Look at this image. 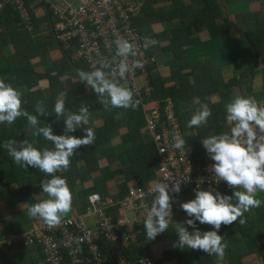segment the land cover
I'll use <instances>...</instances> for the list:
<instances>
[{
    "label": "trees",
    "instance_id": "trees-1",
    "mask_svg": "<svg viewBox=\"0 0 264 264\" xmlns=\"http://www.w3.org/2000/svg\"><path fill=\"white\" fill-rule=\"evenodd\" d=\"M191 2L192 0H153L144 9L138 26L142 28L158 24L172 26L171 31L161 33L157 35V38L162 41V38L167 37L168 45L162 49L165 52H173L179 61V66L163 78L156 74L158 64L154 56L155 63L150 66L151 83L155 90L154 97L161 99L163 104L166 103L167 98L173 100L175 115L184 131L187 143L190 148L198 152L201 149L205 151L201 143L204 138L230 131L225 106L235 96H242L245 89L235 77L228 81L215 80L213 66L209 60L203 61L195 67L186 60V49L199 42L198 37L204 32L202 28L206 25L203 22L205 20L201 23L199 17L191 18L189 12V3ZM161 6H169L170 10H158ZM40 21L34 16L33 26H41ZM175 22H178V27H175ZM194 25H196V30H194ZM195 31L196 33H194ZM195 34L197 37H194ZM49 40L51 41L50 50L46 45H43L47 43V40L40 43L34 40L30 31L23 27L19 16H16L13 11L8 10L7 13L0 14V79L11 83L21 93L22 109L29 114L38 115L35 106L38 101H43L49 114L38 117L41 120L40 126L51 124L55 135H62L65 131L63 118L57 120L56 114L52 112L60 92L66 93L64 100L67 110L78 113L82 105L89 109L88 125L78 128L71 135L82 138L85 135L83 127H91L95 133V140L90 146L79 148L70 157L71 163L68 170L57 173V175L66 178L73 195L71 211L63 216V220L72 213L84 210L89 195L94 192L99 193L102 197L110 198L112 194L125 195L131 186H146L154 182L158 154L154 143L145 142L141 137V131L146 128V121L140 104L136 109L112 108L105 110L99 102L100 98L82 81L71 77L57 79L51 77V75L65 70L67 65L56 44L51 38ZM60 43L63 45L62 42ZM53 52L60 53L62 59L59 57L61 61L55 60L53 66L50 67L47 56ZM34 62H41L44 71H37L33 67ZM76 64L82 70H87L83 64L77 62ZM43 80L49 81V87L46 90H42L41 81ZM69 82L71 85L67 84ZM261 94L264 95V88ZM201 104H207L211 109V116L201 126L189 128L187 123ZM188 106L190 107L187 109ZM95 110H99L102 114L95 115L93 113ZM34 131L35 129L23 116L17 118L12 125H8L6 122L0 124V241L9 233L22 234L26 232L27 227H33L35 223L26 225L23 221L27 206L48 198L46 194L42 193L41 180L51 177L36 168L29 166L24 169L16 165L7 150L3 148V143L6 140L18 142L28 140L38 149L53 146L52 142L46 140L42 135L34 136ZM119 135L123 137V144L131 143L132 145L127 150L121 147L120 154L118 151L121 148L114 146L115 138ZM96 146L101 147L102 152L97 153L94 149ZM82 164H85L86 168H82ZM81 184L91 185L92 192L88 193L86 186H84L85 189L79 190L78 187ZM234 190L242 189L219 192L231 196ZM36 194H39L38 199H35ZM182 196H186L190 200L195 198L193 194ZM256 198L262 201V205L258 207L259 209L256 208L258 210L254 213H244L242 218L245 223L243 225H240L237 220L231 225H222L219 230V234L224 236L223 242L227 244L223 256L226 264H245L246 259L256 256L261 258V261L256 264H264V196ZM235 202V198H233V203ZM21 207H25L26 211ZM109 212H112V209H109ZM189 218L191 217H188L184 212L175 218V222H183ZM38 220L42 222V220ZM204 225L196 221V227L201 231L214 230L211 225L202 228ZM189 231L191 232L193 229H189ZM167 237L172 247L178 240L175 227L168 229L165 235L156 237L155 240L149 241L143 235L141 248L149 249ZM94 243L106 260L103 264L115 263L113 260H107L112 258L111 244L106 242L104 236L95 237ZM15 246L37 251L36 255L45 264V253L42 251L41 244L24 246L23 242L19 241L13 247ZM173 248L179 252V248L174 246ZM82 250L81 254L83 255L80 258L83 261L80 264H96L86 245ZM194 251L200 264L222 263L219 256H209L201 250ZM0 253H2V249H0ZM65 253L67 252L63 251L62 254L63 259L66 260L64 264H70L71 256ZM134 253H137V249ZM180 260L179 264L187 261L186 258Z\"/></svg>",
    "mask_w": 264,
    "mask_h": 264
},
{
    "label": "clouds",
    "instance_id": "clouds-1",
    "mask_svg": "<svg viewBox=\"0 0 264 264\" xmlns=\"http://www.w3.org/2000/svg\"><path fill=\"white\" fill-rule=\"evenodd\" d=\"M161 7L158 10H161ZM35 14H32V18ZM42 15V18H38L39 21L44 20L40 21L42 25L33 26V31H30L31 35L38 28L43 27H47L48 35H51L49 28V25H52L51 20L46 15ZM138 27L142 29L143 33L144 28ZM52 32L54 33L53 25ZM114 43L116 56L122 58L116 68H112L111 61L103 58L98 62L99 67L94 66L93 71L77 70V76L100 98L99 102L105 110L112 108L136 109L140 101L133 99L134 93L129 89L127 83H120L111 78L115 77L117 72L120 79L125 78L126 73L130 70L127 57L136 54L135 45L122 37H117ZM155 43L156 41L150 37L144 38L146 49ZM76 66L78 65L76 64ZM110 68L111 72L105 71ZM65 96V92L59 93L52 111L56 114L57 120L63 118L65 125L64 134L55 135L51 124L40 126L41 120L38 117L49 114L44 107V102L38 101L35 106L38 115L29 114L22 109L21 93L11 83L0 79V124L6 122L8 125H12L17 118L23 116L35 129L34 136L42 135L53 145L51 148L38 149L28 140L19 142L6 140L3 143V148L7 150L16 165L24 169L29 166L36 168L51 177L41 180L42 193L46 194L48 198L27 206L30 218L42 220V222L37 220L35 226L45 224L49 227L58 226L61 224L63 216L71 211L72 192L66 178L57 175V173L68 170L71 163L70 157L79 148L90 146L95 140V133L91 127H83L85 135L82 138L71 135L78 128L88 125L90 113L88 107L83 105L79 108L78 113L67 110ZM225 107L227 122L231 126L230 131L210 135L201 140V143L207 155L214 161L209 170L213 173L215 181L217 183L223 181L229 188L242 190H234L229 196L212 188L204 190L198 187L195 190L194 199L180 203V208L191 218L183 222H175L178 240L173 244L174 247L180 249L186 247L192 250H201L209 256L216 255L221 258L227 248V244L223 242L224 236L218 234L221 226L231 225L237 220L240 225H243L245 223L242 218L244 213L261 206L262 201L257 199L256 195L258 192H264V104L259 103L255 97L237 95ZM209 116H211V109L207 104H201L191 116L187 126L189 128L199 127L207 122ZM184 145L183 138L174 135L173 147L186 153ZM168 181H155L151 188L155 197L144 220V229L149 241L155 240L157 235L166 232L172 221L173 194H179L181 183L172 180L174 182L170 185ZM233 198H235V203H233ZM196 221H199L200 224L211 225L214 230L201 231L196 227ZM185 225L191 227L193 231L190 232L189 227ZM26 232L29 231L26 230ZM141 264L144 262L141 261Z\"/></svg>",
    "mask_w": 264,
    "mask_h": 264
},
{
    "label": "built area",
    "instance_id": "built-area-1",
    "mask_svg": "<svg viewBox=\"0 0 264 264\" xmlns=\"http://www.w3.org/2000/svg\"><path fill=\"white\" fill-rule=\"evenodd\" d=\"M152 0H0V14L8 10L19 16L25 29L33 31L32 14L44 10L51 21L54 34L73 63L83 64L87 71L99 67V61L107 58L112 68L121 61L116 56L117 37H122L135 45V55L127 57L129 71L122 80L117 72L114 78L120 83H127L134 93V99L140 106L146 121L149 136L158 154L156 180L171 185L180 181L181 191L173 194L172 221L168 229L175 227V218L179 215L176 206L177 196L193 194L199 187L218 191L232 190L226 182L217 183L209 170L214 163L206 150L195 152L189 147L184 131L176 118L174 103L167 98L163 104L154 97V88L150 76V66L155 63L151 47H144L142 29L138 20ZM55 22V23H54ZM61 44V43H60ZM80 64V65H81ZM139 65V66H137ZM79 66V65H78ZM80 67V66H79ZM110 69L105 71L111 72ZM143 82L139 83L138 80ZM259 90L258 102L264 104V95ZM231 127V126H230ZM174 135L185 141V151L173 147ZM154 181V182H155ZM153 182L146 186H131L125 195L112 194L110 198L92 193L84 210L72 213L64 218L60 225L49 227L41 225L27 233L29 244H41L45 253V264H64L63 251L71 258L70 264H80V258L86 245L93 257V262L103 264L104 258L95 245V237L104 236L111 244L113 264H156L150 248H141V237L146 236L144 220L151 207L155 193L151 191ZM112 209V212H109ZM167 233L157 235L160 237ZM24 235V234H23ZM22 235V236H23ZM19 238V239H18ZM16 233L4 236L8 248L21 241ZM137 249V253L134 252ZM67 253H65L67 255ZM92 263V262H88ZM94 264V263H93Z\"/></svg>",
    "mask_w": 264,
    "mask_h": 264
},
{
    "label": "crops",
    "instance_id": "crops-1",
    "mask_svg": "<svg viewBox=\"0 0 264 264\" xmlns=\"http://www.w3.org/2000/svg\"><path fill=\"white\" fill-rule=\"evenodd\" d=\"M204 2H206L205 5H203ZM162 8L163 11L170 10L169 6L161 7V10ZM189 12L191 18L199 17L201 23L205 20L203 22L206 24L202 28L204 32L198 37L199 42L188 47L185 51L186 60L191 66L195 67L201 62L209 60L213 66L215 80L228 81L235 77L241 85H244L245 80L254 79L258 74L264 84V0H192L189 3ZM177 23L175 22V27H178ZM158 25L168 26L164 32L172 30L170 24ZM150 28H144L143 33L145 31L148 37L156 41L150 47L155 50L154 56L158 64L156 74L164 78L178 68L179 61L175 58L173 52H165L162 49L168 45L167 37L162 38V41H160L157 36H149ZM194 30H196V25H194ZM194 37H197V35L195 34ZM165 53L167 58L163 56ZM138 82L142 83L143 80L139 79ZM263 88L264 85L260 89L263 90ZM93 113L98 116L102 114L99 110H95ZM115 140L119 141V138L116 136ZM188 200L190 199L186 196L176 198L179 214L184 213L180 208V203ZM258 209L252 208L248 212L254 213ZM33 219L36 224L38 218ZM23 221L26 225L33 224L29 219L28 223L24 219ZM205 226L209 225L205 224L202 228ZM29 229L27 227V230ZM189 229L192 230L191 227ZM164 240H166V243H164ZM170 240L173 241L174 239ZM168 241L169 238L167 237L156 245L159 248L157 253H161L159 257L156 252L152 251L153 247L150 248V253L156 260V264L173 260H177L179 264L182 258L187 259L182 264H200L194 250L179 248L178 252L171 245L164 247V244H167ZM14 245L8 247L7 250L6 248H0L2 249L0 264H43L41 258L36 255L37 251L25 250L17 246L13 247ZM182 251H184L183 254H181ZM221 261L220 264H226L224 257L221 258ZM260 261L261 258L256 256L246 259L245 264H256Z\"/></svg>",
    "mask_w": 264,
    "mask_h": 264
},
{
    "label": "rangeland",
    "instance_id": "rangeland-1",
    "mask_svg": "<svg viewBox=\"0 0 264 264\" xmlns=\"http://www.w3.org/2000/svg\"><path fill=\"white\" fill-rule=\"evenodd\" d=\"M162 11H163V8H162ZM42 14H45V12H44V10H40V13L39 12H37L36 14H35V16L37 17V18H42L43 17V15ZM55 23V22H54ZM167 28H168V26L167 25H157V26H153V27H151L150 28V35L149 36H153V37H156L157 35V33H161V32H164L165 30H167ZM47 30V32H45ZM49 29L47 28V27H43V28H38L33 34H32V37L34 38V40H37V41H39V43L40 42H42V41H46L47 40V43L46 44H43V45H46L47 47H48V49L50 50V48H51V41L49 40L50 38H51V35H48V33H49V31H48ZM45 33H47L46 35H44ZM144 34H145V36H147L148 37V35L146 34V32L144 31ZM52 40H53V38H51ZM53 42H54V40H53ZM55 43V42H54ZM153 52L155 53V50H153ZM164 56V58H167V56H166V53L163 55ZM62 59V56H61V54L60 53H55V52H53V53H50V54H48V56H47V58H48V65L50 66V67H52L53 66V63H54V61L56 60V61H61L60 60V58ZM35 64L33 65V67L37 70V71H40V72H43L44 71V69L42 68V64H41V62H34ZM67 84H69V85H71V83L69 82V83H67ZM263 83H262V81H261V79H260V76L257 74L256 76H255V78L254 79H251V80H249V81H246L245 80V82H244V85H243V87H244V89H245V92L244 93H242V96H244V97H248V96H252V97H255L256 99H257V101H258V99L260 98V94H259V90H260V88H262L263 87ZM41 86H42V90H46V89H48V87H49V81L48 80H43V81H41ZM88 89H91L89 86H88ZM244 91V90H243ZM214 101L216 100V99H213ZM190 106H188V107H186L187 109L189 108ZM141 137H143V140L145 141V142H148V143H152V140H151V138H150V136H149V131H148V129L147 128H143V130L141 131ZM118 138H119V141H116L115 143H114V146L116 147V148H119V147H122L124 150H127V149H129V148H131L132 147V145H131V143H127V144H123V137H122V135H119L118 136ZM124 145H125V147H124ZM122 148H121V150L120 151H118V153L120 154L121 153V151H122ZM95 151L98 153V152H102L101 151V147H99V146H96L95 148ZM81 166H83L82 168H84L86 165L85 164H82ZM86 168V167H85ZM84 186H86L85 188H87V192L88 193H91L92 192V190H91V185H79V190H81V189H85L84 188ZM39 196V194H36V198L35 199H38L37 197ZM264 196V192H258L257 193V195H256V197H263ZM24 208V210L26 211V209H25V207H21V209H23ZM23 219L28 223V219H29V221L30 222H32V223H34V219L33 218H30L29 217V215H28V213L27 212H25V215H24V217H23ZM37 225H39V224H37ZM38 227H40V226H35V228H33V230H31L32 228H30L28 231L29 232H25L24 233V235L23 234H17V235H19L21 238H20V240L23 242V245L24 246H29L30 244V242H29V240H28V237L26 236V234L27 233H31V232H33L34 230H36ZM23 235V236H22ZM19 239V238H18ZM166 240H164V243H166L165 242ZM5 243H6V241L4 240V238H2V240L0 241V248H6V250L8 249L6 246H5ZM163 243V244H164ZM157 245V244H156ZM156 245H154L153 246V248H152V251L153 252H159V248H158V246H156ZM170 246V242L168 241L167 242V244H164V247H166V246ZM31 246V245H30ZM26 250V249H25ZM12 251H15V250H12ZM183 252L184 251H182L181 252V254H183ZM11 253V252H10ZM157 255H158V257L161 255V253H157ZM161 259H162V257H161ZM197 260H199V259H197ZM162 264H178V262H177V260H173V261H163L162 262Z\"/></svg>",
    "mask_w": 264,
    "mask_h": 264
},
{
    "label": "water",
    "instance_id": "water-1",
    "mask_svg": "<svg viewBox=\"0 0 264 264\" xmlns=\"http://www.w3.org/2000/svg\"><path fill=\"white\" fill-rule=\"evenodd\" d=\"M50 31H51V38H53L57 49L60 51V53L62 54L67 68L65 70H63L62 72L58 73V74H53L51 75L52 78L57 79V78H63V77H71V78H75L78 79L77 76V70H82L80 67L76 66V64H74L69 55L67 54V52L64 50V48L60 45L58 38L56 35H54V33L52 32V25H49ZM84 71V70H83Z\"/></svg>",
    "mask_w": 264,
    "mask_h": 264
}]
</instances>
